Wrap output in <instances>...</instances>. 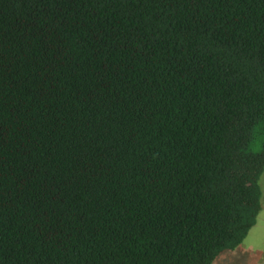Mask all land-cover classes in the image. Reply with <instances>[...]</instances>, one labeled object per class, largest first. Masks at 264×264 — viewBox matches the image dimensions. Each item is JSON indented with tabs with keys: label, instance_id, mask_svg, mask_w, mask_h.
Listing matches in <instances>:
<instances>
[{
	"label": "trees",
	"instance_id": "trees-1",
	"mask_svg": "<svg viewBox=\"0 0 264 264\" xmlns=\"http://www.w3.org/2000/svg\"><path fill=\"white\" fill-rule=\"evenodd\" d=\"M263 171L264 0H0V264H211Z\"/></svg>",
	"mask_w": 264,
	"mask_h": 264
},
{
	"label": "rangeland",
	"instance_id": "rangeland-1",
	"mask_svg": "<svg viewBox=\"0 0 264 264\" xmlns=\"http://www.w3.org/2000/svg\"><path fill=\"white\" fill-rule=\"evenodd\" d=\"M259 184L261 208L244 240L232 250L218 254L211 264H264V171Z\"/></svg>",
	"mask_w": 264,
	"mask_h": 264
}]
</instances>
